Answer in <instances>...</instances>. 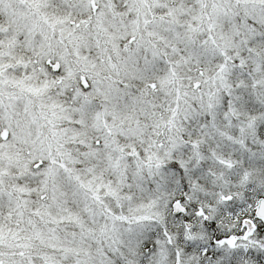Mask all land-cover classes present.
<instances>
[{
  "label": "snow or ice",
  "instance_id": "6c2138e0",
  "mask_svg": "<svg viewBox=\"0 0 264 264\" xmlns=\"http://www.w3.org/2000/svg\"><path fill=\"white\" fill-rule=\"evenodd\" d=\"M0 264H264V0H0Z\"/></svg>",
  "mask_w": 264,
  "mask_h": 264
}]
</instances>
